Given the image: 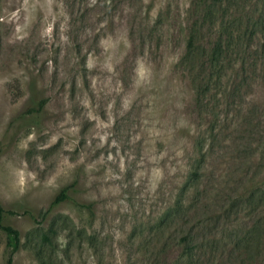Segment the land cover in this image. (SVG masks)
<instances>
[{
    "label": "rangeland",
    "instance_id": "374dc122",
    "mask_svg": "<svg viewBox=\"0 0 264 264\" xmlns=\"http://www.w3.org/2000/svg\"><path fill=\"white\" fill-rule=\"evenodd\" d=\"M195 1L0 0V204L19 234L11 253L0 229V264L170 263L193 224L204 264H264L263 5L230 9L254 35L206 88L185 62ZM179 196L185 218L165 219Z\"/></svg>",
    "mask_w": 264,
    "mask_h": 264
},
{
    "label": "trees",
    "instance_id": "16d2710c",
    "mask_svg": "<svg viewBox=\"0 0 264 264\" xmlns=\"http://www.w3.org/2000/svg\"><path fill=\"white\" fill-rule=\"evenodd\" d=\"M249 0H196L194 6L197 8L199 17L197 20L192 21L187 31V41L185 46V54L187 58V75L193 80V82H200L209 88V85L216 82V80H210V77H202L201 74L205 71L215 73L218 69H223L229 63L230 55L245 45L244 40L247 37V33L254 35L253 30L250 28V17L247 15L245 18L246 24L243 30L238 27L241 25V19L234 18V20L225 24L223 20L227 19V15L230 13V9L234 6H240L242 2H248ZM264 9V0H260ZM215 13V14H214ZM216 13L220 14L222 22L219 25L218 34L215 41L211 44L209 40H205V33H208L206 29L209 27L212 20V16ZM233 17V15H231ZM237 23V24H236ZM260 31L264 30V14L260 15V22L257 24ZM263 28V30H262ZM248 37L249 39L252 37ZM228 61V62H227ZM197 65V66H196ZM45 101H42L40 107L44 105ZM191 185L184 186L182 189L181 197L188 204L192 206V203L196 200V197L188 195L190 194ZM71 185L63 187L58 194L53 198L49 207L42 213L44 217L49 211L60 203L71 199L68 190ZM179 198L175 201L173 209L166 214L165 219H172L175 217L184 219V213L189 208H182L183 200ZM12 211L5 210L0 204V229H2L8 239L9 246L12 247L11 253L19 246V234L17 230L10 226L2 224V220L5 214H12ZM189 220L186 221V223ZM166 225V224H165ZM169 225H166L168 227ZM196 224L190 228L187 232H176L169 235V239L173 242L175 248H179V254L176 255V259L172 262L165 264H177L176 260H181L182 264H204V258L211 253L213 244L206 238V234L199 235L197 232ZM166 254V250L163 251ZM11 253L8 257L7 264H11ZM178 262V261H177ZM45 264V263H44Z\"/></svg>",
    "mask_w": 264,
    "mask_h": 264
}]
</instances>
